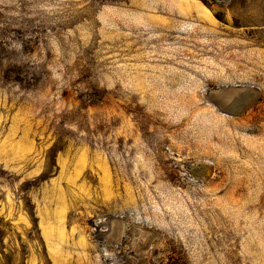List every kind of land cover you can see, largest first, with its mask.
Here are the masks:
<instances>
[{"label": "rangeland", "instance_id": "1", "mask_svg": "<svg viewBox=\"0 0 264 264\" xmlns=\"http://www.w3.org/2000/svg\"><path fill=\"white\" fill-rule=\"evenodd\" d=\"M0 264H264V0H0Z\"/></svg>", "mask_w": 264, "mask_h": 264}]
</instances>
